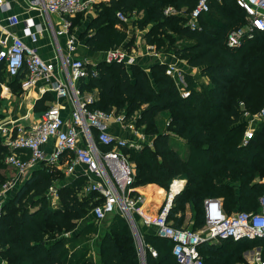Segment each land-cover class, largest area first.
Returning <instances> with one entry per match:
<instances>
[{
	"label": "trees",
	"instance_id": "16d2710c",
	"mask_svg": "<svg viewBox=\"0 0 264 264\" xmlns=\"http://www.w3.org/2000/svg\"><path fill=\"white\" fill-rule=\"evenodd\" d=\"M195 3L196 0L100 2L94 6L96 17L87 24L82 38L92 52L116 47L125 39V32L115 28L116 13L131 15L143 10L138 27L144 29L149 25L146 42L157 49L166 46L168 51L173 50L189 67L207 76V84L197 85L189 73H183V88L176 76L166 74L164 65L152 66L148 75L135 64L106 62L98 63L94 76L90 75L89 65L88 77L76 82L80 92L98 91L97 99L89 105L91 109L107 113L123 111L128 117L139 111L142 123L152 121L162 111L169 113L166 128L154 133L152 148L132 152L130 158L136 165V175L131 188L153 183L167 190L173 179H184L186 184L174 196L167 221L175 228L192 231L204 225L206 199L220 200L227 215L253 213L264 193V184L256 181L264 177V122L242 144L247 127L245 114L258 113L264 101V47L260 48L264 33L255 32L252 39L243 38L238 47H228V35L247 24L236 0H209L213 15L206 16L209 11L203 14L198 28L193 30L186 26L185 16L164 14L168 6L177 12L184 8L188 14ZM77 16L72 24L81 25V13ZM173 35L192 42L172 48ZM4 79L3 73L0 74V81ZM21 79L19 75L10 79L12 92H17ZM50 98L44 96L46 100ZM141 106L145 108L140 109ZM169 132L184 140L185 154L170 141ZM99 147L103 151L111 149ZM118 149L122 155L129 150L126 146ZM7 153L0 142V187L8 177L4 163ZM46 166L40 163L1 208V258L7 264H141L132 230L118 213L109 215L106 227L101 230L97 259L90 257V248L83 243L86 236L99 231V225L93 224L96 221L88 214L101 202L100 196L96 192L82 193L86 186L83 177L60 184V172L56 175ZM55 179L58 182L54 183ZM52 186H56L58 194L53 205L46 196ZM161 194L162 191L155 193ZM186 207L191 212V223H184ZM84 219L91 221L78 230ZM142 247L145 264H177L171 253L172 243L165 238L143 233ZM256 247L263 255L264 237L206 241L198 250L203 264H234L239 262L240 254ZM149 248L156 251V256L151 255Z\"/></svg>",
	"mask_w": 264,
	"mask_h": 264
},
{
	"label": "built area",
	"instance_id": "2783aa9c",
	"mask_svg": "<svg viewBox=\"0 0 264 264\" xmlns=\"http://www.w3.org/2000/svg\"><path fill=\"white\" fill-rule=\"evenodd\" d=\"M94 0H30L28 5L46 19L51 14L62 17L67 40L66 53L63 54L54 35L56 55L53 62L44 60L38 51L39 28L32 19L21 21L16 15L7 18L6 25H0V74L5 77L22 76V89L34 86L37 82L50 83L56 99L67 98L71 103L69 120H64L57 104L43 111L39 122L28 131L19 130L15 136L7 134L4 141L8 153L4 158L7 167L19 176L24 175L39 163L53 165L65 156V171L73 174L76 165H82L85 173L94 175L99 182L90 181L84 188L86 195L96 192L101 202L95 205L90 214L96 222L118 213L128 222L137 246L140 258L144 256L139 237L135 236L132 214L137 212L138 194L133 195L131 188L133 173L119 147L127 146L125 141L110 132L114 125L123 124L124 116L91 109L93 99L90 95L82 96L75 82L88 77V64L74 57L75 37L69 33L70 18L88 11ZM236 5L245 13L247 24L244 29L231 32L227 37L230 48L238 47L243 38L252 39L255 32L264 33V0H236ZM6 8V0H0V9ZM209 0H196L194 8L187 14L186 26L196 29L199 18L209 11ZM120 21L126 20L123 13L117 12ZM22 26V36L11 29ZM104 62L129 65L133 58L121 48L109 49L104 54ZM60 70L65 81L60 80ZM174 66H168L166 74L172 75ZM58 72V73H57ZM96 74L95 68L91 76ZM0 86L2 83L0 81ZM6 90V89H5ZM187 94H183L186 96ZM248 116V114H245ZM264 122V103L255 115ZM253 130H246L242 138L245 145L252 137ZM141 136V139L144 137ZM53 142V150L47 154L43 146ZM111 147L101 150L99 146ZM27 155L24 160L21 156ZM181 182V181H178ZM264 182V179H263ZM7 182L0 187V198L13 186ZM180 184V183H179ZM181 185V184H180ZM181 187L174 193L170 189L165 204L154 217H145L144 223L157 229V235L172 243L171 253L177 264H203L198 247L203 242L216 243L221 240L255 239L264 237V193L258 198V209L251 213L234 212L225 214L221 201H204V225L200 230L175 228L167 221L172 200ZM48 194L55 195V189L49 188ZM252 251L248 264H264L261 251ZM248 252V251H247ZM155 255V254H154Z\"/></svg>",
	"mask_w": 264,
	"mask_h": 264
},
{
	"label": "crops",
	"instance_id": "0c3cea01",
	"mask_svg": "<svg viewBox=\"0 0 264 264\" xmlns=\"http://www.w3.org/2000/svg\"><path fill=\"white\" fill-rule=\"evenodd\" d=\"M29 1L30 0H6V8L4 10L0 9V25L5 26L7 18L11 15H16L21 21L26 20V19H32V21L36 23L39 28V37H38L39 38L38 39L39 55L44 60L53 62L55 59L56 49H57L55 46L53 33L55 34V37L58 41L57 43L60 47L61 52L63 54L66 53L65 43L67 40V34H66L64 27L62 26V23H63L62 17L56 14H51L46 19L44 16L40 15L35 9H32L29 7L28 5ZM108 1L109 0H94L89 10L84 13H81L82 15L81 25L72 24L73 19L75 20L76 17H78L77 15L79 14L70 18L71 27H70L69 33H71L75 37V40H76V43H75L76 48L74 52V57L83 59L88 64V66L89 65L91 66V68H96L98 63L104 62V54L107 50L106 49L98 50L95 52L90 51L88 47L85 45L84 39L82 38V34L85 28L87 27V24L96 17L94 6L100 2H108ZM143 12L144 11L141 10V11H135L131 15L124 14L126 17V20L124 21H120L117 18V13H116V18H117L118 23L115 25V28L121 29L125 32V40L123 42L124 45H127L130 42L132 35H134L133 32L142 34L141 36L143 40V48H144V51L146 52H143L142 54L139 53L138 58L132 57L133 62L129 65L135 64L139 66L148 75L150 74L151 67L154 65H164L167 68L168 66H174L175 71L173 72L172 75L176 76L175 74H178L181 78H182L183 73H189L190 75H194V73L197 74L196 72L197 69L189 67L184 60L182 59L179 60L178 57L174 54L173 50L162 53L160 52V49H157L146 42L145 34L147 30L145 28L142 30L138 27V22L141 20V17H139L138 15L142 14ZM164 14L165 15H178V16L183 15L185 16V19L187 17V14L184 13V8H182L180 11L177 12L172 6L166 7L164 9ZM132 17L133 19L130 20ZM11 31L19 36H22V26L21 25L11 29ZM135 38H137L136 34H135ZM180 47L182 46L172 47V48H180ZM10 79H11L10 77H5V79L1 81L2 86H0V98L2 100V103H0V142L2 143L3 146H4L5 137L7 134L10 133L11 136H15L19 130H22V131L30 130L32 127H34L39 122V118L41 114L43 113V111L53 104L59 105L62 117L66 121L69 120L71 103L69 102L67 98H62V99L57 100L54 92L50 89L51 88L50 83L37 82L32 87H29L27 89H22L21 87V82L23 80L22 78L19 83L20 86H18V89L16 90L17 92L14 93L12 92L10 85H9ZM60 80L65 81V76L61 72V70H60ZM76 82H75V86H76ZM45 95L51 96V99H47V100L44 99ZM7 103L10 104L9 108H7ZM255 115L244 116V119L247 123V127L245 131L253 130V133H255L257 122H261ZM4 130L5 132H7V134L4 133ZM117 131L118 130L115 127L110 128V132L113 135L117 137L124 136V134L119 133ZM180 147L181 145H179V148ZM52 150H53L52 141H49L46 145L43 146V151L47 154L51 153ZM21 157L24 160L28 158L27 155H23ZM65 158L66 157L63 156L62 159L58 163H55L53 165L55 166V168L62 169L65 172V174L68 175L65 171ZM37 166L30 169V171L26 172L22 176H19L14 170H12L10 167H7L8 177H7L6 183L13 181L14 184L9 189V191H7L1 198L5 196L7 198L13 197L15 192L26 182V180L29 179V177L32 174V171ZM68 176H71L73 180L79 177H83L86 180V185L90 181L99 182V179H97L94 175H91V174L87 175L85 173V168L82 165H76L73 174H70ZM263 179L264 177H262L261 179H256V181H259L260 183L264 184ZM178 181H181V182H178ZM185 184H186V181L184 179H180V178L173 179L171 184L169 185V189L167 193H165L157 184H153V183L139 186L136 189H133L140 197V200L137 203L138 211L134 212L132 214V217H133L135 226L137 228V235L141 242L142 251H143L142 240H141L142 234L148 233V234L157 235L156 227L152 225L150 226L146 225L143 219L145 217H154L158 214L159 210L166 202V197L170 189H172V185H174V189H175L174 193H175L179 189V186L181 187V190H182ZM148 187H152V189H148ZM52 188L55 189V195L51 196V194H48V191H47L46 196L48 197V200L50 201V203L53 205L58 200V194H57L56 186H52ZM158 190L162 191V194L159 196L155 195L156 192H159ZM83 194L86 195L85 193ZM3 204L4 203L0 205V214H1V208ZM203 207H204V203H203ZM189 214H190L189 208L186 207L184 223H191V221H189L190 219ZM88 215L91 216L90 212ZM102 221H98V222H102ZM136 245H138L137 242H136ZM137 249L139 251L138 246H137ZM149 250L151 252V255L155 256L154 255L155 253H152L151 248H149ZM142 261L140 258L141 264H143ZM0 264H7L6 260L1 258V256H0Z\"/></svg>",
	"mask_w": 264,
	"mask_h": 264
},
{
	"label": "rangeland",
	"instance_id": "374dc122",
	"mask_svg": "<svg viewBox=\"0 0 264 264\" xmlns=\"http://www.w3.org/2000/svg\"><path fill=\"white\" fill-rule=\"evenodd\" d=\"M208 15H211V16L213 15L212 10H210L206 16H208ZM138 16L141 17V19H142L144 16V12ZM132 19H133V17L130 20H132ZM148 27H149V25L146 26L145 29L147 30ZM244 28H245V25H243L240 29H244ZM133 34L134 35H132V38L127 45H124V43H123L125 40L124 39L120 45H118L116 47H107L106 50L121 48V49L125 50L127 55H129L133 58L134 57L138 58L139 53L142 54L143 52H146V51H144V48H143V40H142V36H141L142 34L136 33V32L135 33L133 32ZM135 34L137 35V38H135ZM171 37H172V44L170 45V47L185 46V45H188L189 43L192 42L190 39L183 37V36L173 35ZM152 46L156 48V46L154 44ZM263 47H264V44H261L260 48H263ZM159 49H160V52H162V53L168 52V48L166 46H161ZM102 50H105V49H102ZM178 59L181 60L180 58H178ZM196 72H197V74L194 73V75H191V76L195 79L197 85L202 86V85H205L209 82V78L207 76L200 74L198 70ZM175 75H176L177 79L180 81V83H182L183 88H185L183 78H181L178 74H175ZM80 93L83 96L90 95L93 100H96L98 91L94 90V91L89 92V93L88 92H85V93L80 92ZM1 103H2V101H1ZM263 103H264V101H263ZM263 103H261V105ZM9 105L10 104L7 103V108H9ZM261 105L258 107V109L261 107ZM7 108H6V110H7ZM143 108H145V106L140 107V109H143ZM111 113H114V114L118 113V114L124 116L123 124L114 125V127L117 128V130H118L117 132L124 134L123 137L118 136L119 138H121L125 141L128 140L126 142L127 143L126 147H128L129 150L125 152L126 154L123 153V155H124L126 161L128 162V164L132 170L133 177H134L136 175V165L133 162V160L130 158L132 155V152L137 151V150H143L146 148H152V140L154 138V133L156 131L164 130L166 128L169 113L167 111H162V112L158 113L155 116V118L152 119V121L149 120L147 123L146 122L142 123L139 120L141 118L139 111H135V112L131 113L129 115V117L126 116L125 112H123V111H120V112L111 111ZM255 113H257V112H255ZM255 113H254V115H255ZM149 123H153V125H149ZM259 123L260 122H257L256 129H258L260 127ZM169 133H170L169 134L170 141L177 146L181 145L180 153L185 154L186 146H185L184 140L177 137V135H175L174 133H171V132H169ZM118 135H120V134H118ZM139 135H142V137H144V138L141 139V136H139ZM46 167H48L50 172L53 171L56 175H57V172H60V180H62V182L60 181V184L61 183H70L71 181H73V178L71 176L66 175L62 169L55 168L54 165H50V164ZM57 179H55L54 183L58 182ZM161 189L165 193L168 192V189L167 190H165L163 188H161ZM5 197L0 198V205L2 203H5V201L7 199V197L6 198ZM189 215H191V212ZM109 219H110V217L104 219L102 222H94L93 224L99 225L98 233H96V234L91 233L85 237L86 241L83 244H84V246L90 248V257H92L93 259H97L96 253H97V247L99 244V240L101 237L100 236L101 230L106 227ZM88 221H91V220L90 219H88V220L84 219L83 221H81L78 224V230H80L82 227H84ZM198 230H200V228ZM136 231H137V228H136ZM140 245H141V243H140ZM231 247H233V246H231ZM256 248H258L259 251H261V249L259 247H256ZM256 248H252V249L248 250V252L246 251V252H243L242 254H240L239 255V257H240L239 262L234 263V264H248L247 259H249V257L251 256L252 251H257ZM151 250H152V253H155V256H156V251L152 248H151ZM261 257L263 258L264 254L261 255ZM141 261L143 262V264H145L144 256L141 258ZM206 264H211V263L208 262Z\"/></svg>",
	"mask_w": 264,
	"mask_h": 264
},
{
	"label": "water",
	"instance_id": "95a60500",
	"mask_svg": "<svg viewBox=\"0 0 264 264\" xmlns=\"http://www.w3.org/2000/svg\"><path fill=\"white\" fill-rule=\"evenodd\" d=\"M133 231H134V234H135V236H137L138 237V235H137V231H136V227L135 226H133Z\"/></svg>",
	"mask_w": 264,
	"mask_h": 264
},
{
	"label": "bare ground",
	"instance_id": "6f19581e",
	"mask_svg": "<svg viewBox=\"0 0 264 264\" xmlns=\"http://www.w3.org/2000/svg\"><path fill=\"white\" fill-rule=\"evenodd\" d=\"M174 185H175V184H174ZM174 185H172V192H174V190H175V189H174ZM176 188H177V187H176Z\"/></svg>",
	"mask_w": 264,
	"mask_h": 264
}]
</instances>
